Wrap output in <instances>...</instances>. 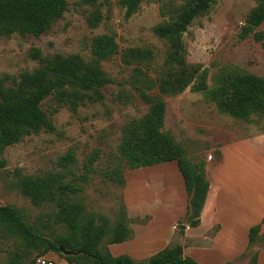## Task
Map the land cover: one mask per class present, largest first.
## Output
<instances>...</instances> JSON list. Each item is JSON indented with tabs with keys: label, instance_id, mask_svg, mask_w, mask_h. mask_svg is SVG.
Listing matches in <instances>:
<instances>
[{
	"label": "rangeland",
	"instance_id": "rangeland-1",
	"mask_svg": "<svg viewBox=\"0 0 264 264\" xmlns=\"http://www.w3.org/2000/svg\"><path fill=\"white\" fill-rule=\"evenodd\" d=\"M189 1L140 0L138 10L125 18L121 0H98L95 6L67 0L62 17L39 37L12 35L0 39V79L7 77L3 81L5 85L40 66L30 58L31 48H38L43 56L78 54L84 62L96 64L110 79L102 90L101 101L86 103L75 111L58 106L50 98L40 103L54 130L27 135L3 150L0 206L17 209L38 234L49 240L69 235L66 227L52 224L57 210L54 204L34 206L18 186L21 176L36 178L62 173L64 183L80 187L71 199L84 205L83 218L92 217L98 224L105 221L110 228L125 215L131 231L128 239L110 247L104 238L100 248H107L115 256L127 255L135 261L153 255L152 243L156 239L153 228L158 225L154 211L159 208L154 195L158 196V192H154V186H148L145 177L146 173L157 171L158 166L166 163L132 170L120 157L118 148L126 125L148 111L144 94L155 96L165 104L161 130L182 147L190 163H204L206 178L208 168L220 162L221 148L236 142H250L251 148L259 154L247 157L246 164L251 165L258 159L256 165L264 168V161L259 157L264 153V116L240 120L223 115L205 93L192 92L189 87L172 96L158 93L159 82L182 68L170 62L168 43L158 38L153 29L170 20L174 12ZM256 5L255 0H212L209 11L195 18L182 33L186 67L189 72L195 68L198 74L205 70L209 89L224 85L233 76L250 74L264 78V49L253 36L264 34V23L252 27L245 37L240 36L243 28L249 27L247 17ZM95 8L102 19L96 27H89L87 17ZM99 35L111 36L116 52L96 62L91 44ZM70 157L73 159L65 160ZM244 160L245 157L234 158L237 172L233 169L229 178H250L253 197L256 204L260 203L257 208L264 212V173L250 167L242 169L246 166ZM167 164L175 165L174 162ZM164 173L160 175L161 182L172 176L168 171ZM139 180L143 187L139 186ZM180 185L179 189L170 185L166 193L168 199L176 198L180 190L185 193L182 183ZM139 187L142 196L138 194ZM159 188L160 185H156V190H163ZM240 189L244 191L247 187L241 185ZM241 204L244 208L246 201ZM179 222L184 227L186 217L171 228L168 246L208 244L216 230L213 226L199 239H186L185 227L181 230ZM263 243H256L227 264H256L253 256ZM59 249L60 254L49 252L40 256L42 246L33 249L0 225V264H11L15 254L21 256L19 264H28L31 260L37 264L40 257L54 264H67L64 256L78 254L62 246Z\"/></svg>",
	"mask_w": 264,
	"mask_h": 264
},
{
	"label": "trees",
	"instance_id": "trees-1",
	"mask_svg": "<svg viewBox=\"0 0 264 264\" xmlns=\"http://www.w3.org/2000/svg\"><path fill=\"white\" fill-rule=\"evenodd\" d=\"M255 1L257 5L247 17L249 27L243 28L241 37L248 35L252 27L264 23V0ZM80 2L95 6L98 0ZM139 3L140 0H121L125 18L138 10ZM211 4L212 0H190L175 11L170 20L153 29L158 38L168 43L170 62L182 68L159 82L158 93L172 96L189 87L192 92L205 93L223 115L240 120H248L254 115L264 116V78L238 75L229 78L224 85L209 89L205 70L198 74L195 68L189 72L186 67L181 35L195 18L209 11ZM66 9L67 0H0V39L12 35L39 37L62 17ZM101 19L100 11L95 8L88 15L87 24L96 27ZM253 36L264 49V34L255 33ZM115 52L116 44L111 36L94 37L91 53L96 62ZM29 55L40 63L38 68L22 73L10 85L3 82L7 77L0 79V166L4 165L1 155L7 146L18 143L27 135L54 130L40 107L42 101L50 98L58 106H67L75 111L86 103L101 101L104 97L102 90L110 81L96 64L84 62L78 54L43 56L38 48H31ZM143 98L149 105L148 111L126 125L118 147L120 157L132 170L175 162L188 197L186 224L196 227L209 188L204 163H190L182 147L161 130L165 104L155 96L144 94ZM70 159L73 158H65L66 161ZM62 179V173L36 178L21 176L18 186L32 205L54 204L57 210L53 214L52 224L66 227L69 235L49 240L38 234L17 209L9 206H0V225L31 248L39 249L42 246L40 256L49 252L60 254V246L77 252L76 256L63 257L67 264H200L184 256L181 245L165 247L141 261L127 255L113 256L107 248H100L104 238H107V245L121 244L128 239L131 231L126 225L125 215H121L110 228L105 221L98 224L92 217L83 218L84 205L71 199L80 191V187L64 183ZM263 223L264 216L258 224L248 229L247 249L264 242V232L259 234ZM179 225L182 230L184 224L179 222ZM19 257L15 254L11 264H19ZM253 257L257 264L256 252ZM28 264L35 262L31 260Z\"/></svg>",
	"mask_w": 264,
	"mask_h": 264
},
{
	"label": "crops",
	"instance_id": "crops-1",
	"mask_svg": "<svg viewBox=\"0 0 264 264\" xmlns=\"http://www.w3.org/2000/svg\"><path fill=\"white\" fill-rule=\"evenodd\" d=\"M258 154L259 153L251 148L250 142H236L221 148L220 162L209 167L207 171L209 188L199 215L198 226L189 227L185 224L184 235L186 239H199L213 226L216 227V230L209 238L208 244L181 245L184 256L191 257L200 264H224L247 250L248 229L261 221L264 212H260L257 208L260 203L256 204L253 197L254 191L250 189L252 186L248 182L251 179H243L241 177L234 179L231 176V180L229 178V173L233 169H236L235 165H233V160L237 156L241 158L245 157L243 163L246 166H242V169L250 167L255 171L259 170L260 173H264V168H258L256 165L258 159L251 165L246 164L247 157H254V155ZM259 157L264 161V153ZM165 163H161L165 165L158 166L159 168L157 171L146 173L145 177L146 181L149 183L148 186H154V192H158V196L154 195L155 202L159 203V208L154 211V221L158 224L153 228L155 229L153 231L156 238L152 243L154 248L151 245L145 244V246L148 245L150 249L153 248V254L168 247L171 239V228L186 216L188 205L187 194H185L186 192L183 193L182 190L178 192L176 198H174V196L170 199L167 198L166 193L170 185L172 184L174 186L171 187L179 189L181 186L180 184L182 183L183 185V180L177 170L176 164L174 167H170L171 165L167 164L168 162ZM167 171L172 176H169V180L165 179L166 181L161 182L162 177L160 175L165 174L164 172ZM174 174H177V177H175ZM142 185L143 184L139 180V186L143 187L144 185ZM156 185H160V188L163 187V190H156ZM241 185H244L247 189L244 191L241 190ZM138 190V194L142 196L140 187ZM244 200L246 201V206L243 208L241 203ZM263 232L264 223L261 225L259 234ZM263 244L255 251L257 253V264H264ZM117 245L118 244H113L109 246L113 247Z\"/></svg>",
	"mask_w": 264,
	"mask_h": 264
},
{
	"label": "built area",
	"instance_id": "built-area-1",
	"mask_svg": "<svg viewBox=\"0 0 264 264\" xmlns=\"http://www.w3.org/2000/svg\"><path fill=\"white\" fill-rule=\"evenodd\" d=\"M37 264H54L53 261L46 259L44 257H40L37 259Z\"/></svg>",
	"mask_w": 264,
	"mask_h": 264
}]
</instances>
